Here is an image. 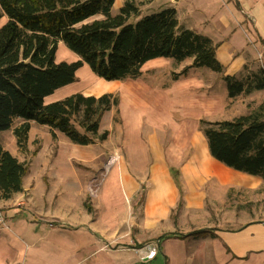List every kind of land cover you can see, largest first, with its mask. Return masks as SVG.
I'll return each mask as SVG.
<instances>
[{
	"label": "crops",
	"instance_id": "obj_1",
	"mask_svg": "<svg viewBox=\"0 0 264 264\" xmlns=\"http://www.w3.org/2000/svg\"><path fill=\"white\" fill-rule=\"evenodd\" d=\"M146 1L157 2L158 7L166 5L169 8H175L180 27L190 28L200 35L210 38L216 47V58L224 66L225 75L246 78L247 75L251 74L250 70L253 69L254 64L260 63L264 66V0H222V4L225 6L218 5L217 8L210 11L204 10L205 4L202 7L194 6L193 0ZM122 5V0H115L112 8L114 9L116 6L119 8ZM194 10L197 12H193ZM181 12L184 13L183 17L190 15L193 17L197 14L201 15V13L204 15L205 12H208L207 27L201 29L198 28L200 26L195 28L190 24L183 25L182 19H180ZM252 33L257 36L256 43L251 37ZM192 61L193 57L182 62L166 57L150 59L142 67V74L145 71L151 74L152 78L147 82L141 77L142 74L139 77L125 78L119 81L102 82L101 78L98 79L100 81L96 89L98 91L104 90L100 94L111 91L115 87L119 96L118 108L122 112L124 125H129L132 122L134 131L140 132L143 129L145 118H142V113L148 115L146 111L148 109L159 112L154 114H157L158 118L153 119L151 117L148 120L151 124L150 133L147 135L148 144L137 142L136 145L142 150H137L135 147V151H128L127 155V157L131 156L134 159V164L150 165L147 179L140 174L142 173L141 166L135 168V171L124 166L120 170L124 193L127 197L135 198L140 191L141 183L144 180L149 181V188L146 191L143 189L145 201L141 219L139 215L135 214V216L132 212L130 221H121L114 205H109L112 202L103 207L101 201L103 186L99 194L101 206L95 205L91 210L84 208V195L81 192L78 201L76 198L72 199L70 195H55L53 192L52 196H48L47 200L45 199L43 207L41 206L42 209L40 211L31 210L33 213L29 216H25L26 213L22 211L29 209V201L25 202L26 199L21 201L19 195L22 192L16 193L8 201H0V206L6 207L2 210L5 220H0V264H7V249L20 254V258L25 259L22 264H146L158 256L156 255L152 259L143 258L139 249L144 246H139L137 249H134L133 246L143 244L152 237L161 238L166 233L173 232L166 231L164 233L163 229L171 210L179 202L180 192L174 178H172L167 162H178L180 159H169L168 144L158 141V136L151 132L184 127V121L191 118H196L195 121L199 123L204 115L208 116L207 118L211 121L231 119L237 115L234 113L235 107L231 108L230 104L235 103L238 97L229 98L226 82L220 73L217 74L209 68L201 71L202 67L197 66L191 67L185 73H180L185 67L193 64ZM172 66L175 68L171 69ZM161 78L166 80L160 82ZM152 79L156 82H153ZM113 83L116 85L108 89ZM220 83L222 84L220 88L214 89V86L218 87ZM223 85L225 93L221 91ZM261 92L264 95V89ZM194 106L206 113L193 114L192 108ZM226 111H230V113L227 114V118H224ZM175 123L176 126H174ZM33 124L31 123L32 128ZM72 144L73 142L69 138L56 131V143L54 145L58 154L63 149L74 154L80 148L91 146L78 147L77 145L74 147ZM127 157H125L126 162ZM198 159V152H194L185 159L183 157L181 160H185L184 165L179 167L183 186L186 179L191 194L194 191L198 192V190L192 187V181L185 177H193L195 173H199L203 177H219L220 172L225 169L223 165L217 163L218 161L216 162L208 154V151L203 155L201 164L197 163ZM68 165H70V169L67 166L68 170L72 172L74 177L76 175L77 181L81 184L80 191H82L85 181H81L80 173L73 166V163L69 162ZM62 166L63 164L59 163L56 172H53V177L48 179L49 188L54 186L55 189L61 191L64 185L65 188L69 186V176H66L65 172H61ZM26 175L23 178V190L33 187V184L26 185ZM238 177L241 184H244L245 191L251 195L257 191L254 186L263 187L261 185L264 182L260 177L244 174H239ZM30 182L32 183V181ZM85 191L87 192L86 189ZM191 194L186 193L184 198L192 196ZM58 197H60L59 200H57ZM204 197V194L198 192L195 200L187 198L186 207L202 206ZM22 205V212L17 211V207ZM256 212H260V210L256 209ZM10 213L12 215L22 214L20 220L17 221L18 225L24 227L21 231L22 236L33 239V243L25 248L13 247L14 240L11 238L14 231L13 229L11 231L12 227L8 229L11 231L10 234L4 233V227H7L6 223H8L7 216ZM103 213L108 216L102 217ZM134 217L137 219H133ZM236 218L237 222L232 224L234 228L228 226L213 231L215 237L212 238V245L217 250L218 256L221 257L222 263L264 264V212L256 215L242 214L234 217V220ZM231 220L233 219L228 220V222ZM45 227L48 229L46 230ZM37 232H44V237L39 241L35 239ZM174 238L179 240L177 237L163 239L160 252L164 251L165 243L168 245L169 241ZM165 257H167L166 254Z\"/></svg>",
	"mask_w": 264,
	"mask_h": 264
},
{
	"label": "trees",
	"instance_id": "obj_2",
	"mask_svg": "<svg viewBox=\"0 0 264 264\" xmlns=\"http://www.w3.org/2000/svg\"><path fill=\"white\" fill-rule=\"evenodd\" d=\"M115 0H0V130L14 127L18 146L28 143L31 123L49 126L71 142L92 145L105 141L100 133L106 111L118 107L115 93L85 95L76 92L62 100L45 103L48 95L76 80L87 64L102 79L135 78L144 64L154 58L182 62L193 57L191 67H208L220 73L233 99L264 89V66L247 77L224 74L211 39L180 27L175 8L140 17L133 0H125L113 14ZM131 17H140L130 22ZM64 42L80 59L56 61L58 44ZM246 68V66H245ZM211 156L219 163L260 176L264 182V101L231 119L200 120ZM29 166L0 144V201H8L23 190ZM177 186L183 187L179 168L170 167ZM182 200H180V203ZM193 234L169 232L159 239L185 238ZM215 237L214 234H212ZM167 264V262H166Z\"/></svg>",
	"mask_w": 264,
	"mask_h": 264
},
{
	"label": "rangeland",
	"instance_id": "obj_3",
	"mask_svg": "<svg viewBox=\"0 0 264 264\" xmlns=\"http://www.w3.org/2000/svg\"><path fill=\"white\" fill-rule=\"evenodd\" d=\"M122 1L124 3L125 0ZM133 1L140 9V17L157 13L162 8H168L166 5L164 7H158L157 2L150 3L146 0ZM192 2L196 7H202L205 4V11L215 9L218 7V5L225 6L222 4V0H193ZM168 6H171V4H168ZM119 10L120 8L116 6V8L114 7L112 13L117 14ZM193 12L197 11L194 10ZM207 13L205 12L204 15H202V13L201 15L197 14L193 17L191 15L183 17L184 13L181 12L180 19H182L183 25L190 24L195 28H197V26H200L198 28L203 29V27H207L208 25L209 16ZM140 17H131L129 21L134 22ZM3 22L4 19L3 21H1L0 27ZM209 25L211 26V23ZM252 34L253 35H251V37L254 43H256L257 36L255 33ZM56 53L57 62H75V60L80 59L78 54L76 52L74 53L70 51V49H68L66 44L62 41L58 44ZM259 57L261 58V55ZM261 65L262 64L260 63L256 65L254 64L253 69L250 70V72L252 73L256 71V69ZM173 68H175V66L171 67V69ZM204 69H208V67H202L201 71H204ZM77 76L75 80L76 82L57 89L54 93L48 96V99H46L45 103L62 100V98H65L66 96H69L76 92H81L83 94L92 93V95L105 94H100V92L104 90L98 91L96 89L100 81L98 80L99 77L87 64L82 65V67L77 72ZM141 77L143 79H146L145 82H147V80L149 81L150 78H152L151 74H149L148 71L143 72ZM101 80L102 82L108 81L102 78ZM164 80L166 79L161 78L160 82ZM152 81L156 82V80L154 79H152ZM115 85L116 83H113L108 87V89H111V87ZM221 85L222 84L220 83L218 87L214 86V89H219ZM221 88V91H224V85ZM105 92L117 94L115 91V87L111 89V91ZM261 93L260 91H253L252 93L240 95L235 103L230 104L231 108L233 106L235 107H233L235 110L234 113L239 115L243 112L248 113V111L257 108L260 103L264 101V95L263 93ZM146 111L148 115H146L145 113L141 114L142 118H145L143 129L142 131L137 132L134 131V126L132 125L131 120H129L131 124L124 125L122 112L118 107H112L111 110L105 112L100 121V133L108 130V138L105 141H97L87 148H80L79 151L76 153L74 152V154L66 149H63L61 152H59V154L56 153V147L54 145V143H56V139L52 138L49 126L34 122V126L29 132V140L25 148L18 146V142L14 135V127L19 126L21 119H16L13 123L14 126L11 129H7L6 131L0 130V144L5 150L7 149L20 161H24L28 164L29 171L26 175V185L30 186L33 184L32 189L28 188L27 190H23L19 195L21 197V201H24V199H26L25 202L29 201V209L22 210V205L17 207V211H23L26 213L25 216H29V214L33 213V211L31 210L40 211V209H42L43 207L45 199L47 200L48 196H52L53 192L55 193V195H70L72 199L76 198L77 201L80 198L81 192L82 195H84V208H88L91 210L95 205L101 206V201L103 207H106L107 204L112 202V204L109 205H114L115 211L117 212V215L121 219V221H130L132 219V212L134 213V215H139V218L141 219V217L143 216L142 213L145 201V192L143 189H145L146 191L149 188V181L144 180L143 183H141V187L139 188L140 191L137 193L138 195L135 198L127 197V195L124 193L125 190L121 180L120 170H122V166H124L130 167L133 171H135V168L141 166L142 173L140 174L143 175L145 179H147L148 169L150 165H147L146 161V165L134 164V159L131 156L127 157L128 151L134 152L135 147L137 150H142L141 147H138V145H136L137 142L148 144L147 135L150 133L151 125L148 120L151 117L153 119L158 118L157 114L159 112H153L150 109ZM199 112L204 114L206 113L199 109L197 106H194L192 108L193 114H199ZM155 113L157 114L154 115ZM228 113H230V111H226L224 113V115H226L224 116V118H227ZM194 116L196 117V115ZM204 116L201 117V119H209L207 118L208 116ZM195 120L196 118H191L190 120L184 121V127L174 129L169 128L163 131L158 130L155 132H151L153 134L155 133L158 136V141L168 144L167 150H169V159H180V161L178 162H167L169 168H179L180 165H184L183 163L185 160L181 159L183 157L185 159L186 157L191 156L194 152H198L199 159L197 163L200 164L201 162H203L202 157L207 151L211 156L208 149L207 138L202 133L201 124L200 122L197 123ZM176 125L177 124L175 123L174 126ZM72 145L74 147L77 145L78 147H83V145L75 143H73ZM125 157H127V162L129 165L126 162ZM111 160H114V162L109 165V162ZM69 162L73 163V166L76 167L77 171H79L81 181H85V185L82 191H80L82 187L79 181H77L76 175L74 177L72 172L68 170V167L70 166L68 165ZM59 163L63 164L61 172H65V175L69 176L70 179L69 186L65 188L64 185L61 191L57 190V188L55 189L54 186H52L51 188L48 187V179L53 177V172H56L55 170L56 168H58L57 165ZM219 164L223 165V167L225 168L223 172H220L219 177H203L199 173L193 174V177L190 178L185 177L192 181V187L197 189L198 192L205 195L202 206H194V208L186 207L188 199L195 200L198 194V192L196 191H194L193 194L189 192L190 187L186 179L184 180L185 184L183 187L180 184L181 190L177 186L180 192L179 202L175 205V208L171 210L169 218L165 222L163 232L165 233L166 231H173L179 234L183 233L193 235L185 238H178L179 240H177L176 238L170 240V245H167L165 243L163 252H160L161 243H159L158 237H152L150 240L144 242L143 244H137L133 246L134 249H137V247L142 245H152L153 243L157 246V243L159 244V246L156 247V250H158V256L152 261L147 262L146 264H166V262L167 264H223L221 257H219L217 254V250L214 248V245H212L213 231L228 226L234 228L232 227V224L237 222V218L234 220V217L241 216L242 214L256 215L264 212V183L262 182L263 184L261 185L263 187H258L257 185L254 186L257 191L254 192L252 196L251 193L245 191V189L243 188L244 184H241L240 178L238 177L239 174L248 176H250L251 174L249 175L237 169L230 168L224 163ZM51 171L52 173L50 174ZM136 174L139 175V173ZM252 176L260 177L255 175ZM75 179L76 181H73ZM30 181H32V183ZM93 184H95L97 188L95 196L90 195L88 191L89 186H92ZM102 186V199L100 201L99 194ZM85 189L87 190V192L85 191ZM186 193H189L192 196L186 197L185 199L184 195ZM59 199L60 197H58L57 200ZM180 200H182L181 204H179ZM5 208V206L3 208L2 206H0L1 211ZM256 209L260 210V212H256ZM21 216L22 214L12 215L10 213L7 216V227L4 223V233H6V235L10 234L12 229L14 231L12 232L13 236L11 239L14 240L13 247L15 248H25L27 245L33 243V239H30L27 236L24 237V235L22 236L21 231H23L24 227H21L17 223V221L20 220L19 218ZM104 216L107 217L108 215H105V213H103L102 217ZM3 217L4 215H2V221L5 220ZM133 219H137V217H134ZM227 219L233 220L228 222ZM9 227H12L11 231L8 230ZM45 229L47 230L48 227H45ZM43 233L44 232H37L35 239H38V241L41 240L44 237ZM165 254L167 255V257H165ZM18 262L24 263L25 259H21L20 254H18L16 251L11 252V250L9 251L7 249V264H16Z\"/></svg>",
	"mask_w": 264,
	"mask_h": 264
},
{
	"label": "built area",
	"instance_id": "obj_4",
	"mask_svg": "<svg viewBox=\"0 0 264 264\" xmlns=\"http://www.w3.org/2000/svg\"><path fill=\"white\" fill-rule=\"evenodd\" d=\"M112 162H114V160H111L109 162V165L112 164ZM89 194L90 195H94L96 194L97 188L95 186V184H93L92 186L90 185L88 188ZM0 220H2V211L0 209ZM159 244H153L152 245H146L144 247H141V249H139V251H141V253L143 254V258H147V259H152L154 258L157 254H158V250H156V247H158ZM16 264H22V262H18Z\"/></svg>",
	"mask_w": 264,
	"mask_h": 264
},
{
	"label": "bare ground",
	"instance_id": "obj_5",
	"mask_svg": "<svg viewBox=\"0 0 264 264\" xmlns=\"http://www.w3.org/2000/svg\"><path fill=\"white\" fill-rule=\"evenodd\" d=\"M113 163V162H112Z\"/></svg>",
	"mask_w": 264,
	"mask_h": 264
}]
</instances>
